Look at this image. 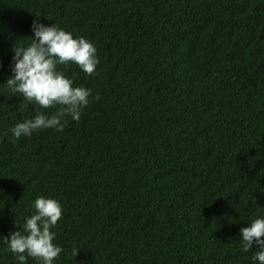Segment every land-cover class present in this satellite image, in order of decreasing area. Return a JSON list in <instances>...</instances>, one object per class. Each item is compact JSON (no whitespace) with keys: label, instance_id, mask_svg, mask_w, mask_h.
<instances>
[{"label":"trees","instance_id":"16d2710c","mask_svg":"<svg viewBox=\"0 0 264 264\" xmlns=\"http://www.w3.org/2000/svg\"><path fill=\"white\" fill-rule=\"evenodd\" d=\"M37 17L99 64L57 66L91 90L78 121L17 139L59 108L6 85ZM38 196L63 209L53 264H260L241 228L264 217V0H0V236ZM0 264H18L2 237Z\"/></svg>","mask_w":264,"mask_h":264},{"label":"clouds","instance_id":"9594fccd","mask_svg":"<svg viewBox=\"0 0 264 264\" xmlns=\"http://www.w3.org/2000/svg\"><path fill=\"white\" fill-rule=\"evenodd\" d=\"M34 38L24 46L15 42L12 51L11 72L6 85L19 94L27 104L43 109L59 106L52 115L37 112L35 117L18 122L11 128L15 138L31 136L41 129L62 132L70 117L78 121L82 109L89 103L90 89L73 86V80L58 65L74 63L88 75H94L99 64L97 49L85 37H74L71 32L52 24L45 25L37 17L31 25ZM35 213L26 218L22 228L9 236H0L15 254L18 264H25L26 255L53 264L63 249L54 243L56 233L51 231L62 217V205L55 198L38 196L34 201ZM242 251L255 249L253 259L264 264V217H258L241 228ZM26 254V255H25ZM79 252L74 253L76 257Z\"/></svg>","mask_w":264,"mask_h":264}]
</instances>
